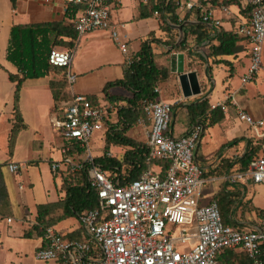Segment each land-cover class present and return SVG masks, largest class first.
Returning a JSON list of instances; mask_svg holds the SVG:
<instances>
[{
	"label": "built area",
	"instance_id": "2783aa9c",
	"mask_svg": "<svg viewBox=\"0 0 264 264\" xmlns=\"http://www.w3.org/2000/svg\"><path fill=\"white\" fill-rule=\"evenodd\" d=\"M166 1L173 2L180 10L195 9L201 22L215 27L222 24L223 18L234 19L233 31L244 39L248 55L240 85L255 80L262 69L264 0H242L248 8L247 18L224 3L214 7L198 0ZM119 2L65 0L66 5H83L73 20L78 36L94 30L107 31L128 65L132 60L124 22L111 16L112 8ZM72 57V50L64 48L54 47L48 54L50 64L65 68L69 94L68 101L58 104L50 115L51 126L61 142L60 157L52 159L49 165L58 180L61 175L84 171L89 187L96 192L97 205L77 215L80 238H67L52 226H42V244L34 251L35 259L53 260L57 264H221L219 255L229 248L243 251L250 258L248 264H263L264 221L262 226L232 227L223 224L216 201L199 203L202 187L209 177L204 175L205 169L197 162L193 149L204 126L195 122L181 135H172L171 102L146 99L142 103L143 116L137 119V124L145 130L146 160L169 161L163 173L154 165L137 178L121 182L95 163L98 155L111 157L120 153L104 150L105 142H97L94 136L100 131L105 136L107 119L114 122L115 116L109 117L111 105L103 99L94 103L86 94L74 91ZM217 107L225 113L232 112L251 127L254 140H264V115L254 118L240 108L234 92L210 104L211 109ZM94 149L98 151L94 153ZM6 166L12 173L20 168L14 161ZM211 176L230 184L248 181L264 185V142L245 170ZM6 221L10 222L11 217H6ZM178 245L189 248L180 250Z\"/></svg>",
	"mask_w": 264,
	"mask_h": 264
},
{
	"label": "trees",
	"instance_id": "16d2710c",
	"mask_svg": "<svg viewBox=\"0 0 264 264\" xmlns=\"http://www.w3.org/2000/svg\"><path fill=\"white\" fill-rule=\"evenodd\" d=\"M11 6H15V0H10ZM211 6L224 3L232 7L238 15L248 16V8L240 0H198ZM149 14L157 11L161 16V29L166 32L165 37H154L153 32L140 42L136 52H130L131 63L126 65L123 76L107 81L102 89L101 96L98 94H87L92 102L103 99L111 105L108 108L110 115L115 116V121L107 119L105 130L104 149L109 145H120L124 148L119 156H107L105 154L95 157V163L108 171L111 176H116L121 182L137 178L145 169L157 166L161 173L169 165L168 160L156 159L147 161L148 146L137 141L126 134V131L137 123V119L143 116L142 103L146 99H155L159 96V84L167 81L170 71L166 63H157L159 55L154 52V44L160 43L164 46V57L168 59L170 51H187L191 54L189 44H198L208 35V30L203 22L193 24L184 22L187 13L197 12L195 9L186 10L184 17L179 18L176 4L166 0H148ZM83 9V5L68 3L61 20L42 21L34 23L13 24L9 29L5 58L15 68V73L8 72V79L15 82L14 101L17 100L18 90L22 82L27 78H36L48 75L50 72H60V79H49L48 85L53 99V107L67 102L69 94L65 71L61 67L54 66L48 61V54L55 46H63L71 50L77 39L78 33L73 25L77 13ZM199 20V16H197ZM230 27L222 25L215 35L216 44L212 45L210 55H230L239 50L238 41L244 40L233 31L235 20H226ZM180 26V30L176 27ZM191 41V42H190ZM190 50V51H188ZM162 52V51H161ZM209 71V69H207ZM157 87L158 91H154ZM112 88L121 89V92H112ZM196 90V88L194 87ZM206 94V92L204 93ZM178 104V103H177ZM172 105V110H185L189 119L186 129L195 122H201L205 128L213 126L224 120V112L220 107L210 108L209 98L205 95L200 100H193L186 104L179 103L183 107ZM15 108V106H14ZM15 126L12 127L10 135H14L25 124L18 110H14ZM175 117V115H174ZM17 119V120H16ZM172 135H176L170 129ZM180 133L179 135H181ZM177 136V135H176ZM241 138H235L238 142ZM264 140L248 138L245 149L236 157H222L212 165L211 170L205 169L204 175L221 176L226 172L243 171L249 162L258 154ZM243 185V184H242ZM59 188L64 197L56 202L37 205V219L43 226H49L67 216H76L85 209L97 205L95 190L89 187L84 171H77L61 175ZM241 191L232 184L222 181L218 191L212 196L216 201L223 224L236 228L244 226L261 225L264 221V210L255 207L251 202L243 201ZM239 209L240 213L236 215ZM55 210H59L54 214ZM247 219H242L243 215ZM242 215V216H241ZM75 237H79L78 233ZM261 258L264 264V244L261 246ZM221 264H248L250 258L238 249L226 248L219 255Z\"/></svg>",
	"mask_w": 264,
	"mask_h": 264
},
{
	"label": "rangeland",
	"instance_id": "374dc122",
	"mask_svg": "<svg viewBox=\"0 0 264 264\" xmlns=\"http://www.w3.org/2000/svg\"><path fill=\"white\" fill-rule=\"evenodd\" d=\"M10 6V0H0L1 20H4L5 17H3V15L9 12ZM183 10L184 9H177L179 18L184 17ZM153 21V18L149 19L147 20V24H153ZM96 33L98 32L93 31L80 36L78 42L74 46L73 51L75 58L73 61V69L77 70L78 73H75L73 70L71 71L75 73L76 77V81L73 83L75 92L85 94L98 93L107 81L121 77L123 69L125 68V55H123L116 46L111 44L109 34L107 32ZM8 34L9 31L4 29L0 22V97L2 99L4 96L5 99V107L0 105V109L2 107V110H4V115L2 116L3 120H0L1 176L12 178L13 175H16L15 173L12 174L8 172L6 169V161L8 159H24L30 156V158H41L37 159V162L41 165L42 181L45 183L51 180L52 183L53 180L49 174L47 165L49 150L46 147H42L40 152V149L32 146L34 139L44 138V143L49 144L50 142V146L54 145V143H57L59 140L58 138L54 139V137H52L51 123L49 122L48 111L51 112L49 106L52 103V99L47 84L48 79L46 75L36 78H27L26 81H24L25 84L22 83L20 85L16 101H14L15 86H13L12 93H10V90L8 91L9 93L5 91V89H8L11 85L7 78H5L6 73L8 74L10 71H15V67L5 58ZM137 42V38L130 41L131 45H136ZM130 43H128L129 50ZM55 47L59 49L65 48L63 46ZM164 50L165 48L161 50L162 52H159L162 54L159 55L157 63L159 65L160 63H166L170 74L166 82L158 85L160 94L157 98L171 102L174 105L178 103V107H183V105H179V103L197 100L198 96L195 95L196 93L193 90L194 86H192V78L189 76H186L185 79L190 92L188 95H185V97L182 95L179 75L181 73H186L187 75L190 72H194L197 88H203L205 84H203L201 80H198L196 72L193 71L194 65H196L193 61H189L185 68L178 71L176 66L177 58L174 54L176 50L169 52L168 59L164 57L165 53H167L164 52ZM184 52L186 55H189L187 51ZM112 57L114 58L112 60L118 59L119 62L107 63V58L111 59ZM61 70L65 71V68L61 67ZM228 73L229 71H226V74ZM242 73L243 71L236 69L233 75L229 73V78H225L222 83L218 81V78L214 77L216 84L210 94V100L215 103V101L223 98L226 93L234 92V99L240 108L248 111L254 118L261 117L264 115V100L262 99L264 95V44L262 49V69L259 71L255 80L251 81L244 90L238 87L240 75ZM48 78L60 79L61 73L52 71L48 74ZM113 90L118 91L121 89L113 88ZM98 95L101 96V93ZM21 96L22 99L20 104ZM20 105H22L24 112L25 110L31 112L32 122L30 121L31 124H29V126L19 129L12 136L9 133L12 127L15 126L16 121L13 119L14 114H11V106L13 111L18 110V113L21 115ZM174 114L175 117H172L170 129L173 130V133L178 134L185 130L189 119L185 110L178 109L174 111ZM11 116H13L12 119L10 118ZM103 133V131L95 132L94 136L97 142H105ZM126 134L137 141L143 142L146 140L145 130L137 123L132 125L126 131ZM253 137V130L251 127L236 118L232 112H224V120L205 128L204 132L201 134L193 149L196 160L204 169L210 171L212 165H214L217 160L222 159V157L233 158L242 153L245 149L247 139ZM235 138L241 139L238 142H233ZM46 140L48 141L46 142ZM52 149L54 150L55 147L53 148L52 146ZM108 150L114 152V154L116 151H120L119 156L123 151L120 145L112 144L109 145ZM37 151L39 152L38 154L36 153ZM97 151V149H94L93 152L96 153ZM208 177L209 180H207L202 187L200 204H205L210 201L213 194L218 191L219 185L222 182L219 178H211L212 176L210 174ZM36 184L39 185V183L35 181V185ZM232 187L240 189L242 202H251L253 206L264 210V185L253 184L247 181L244 182L243 185L234 183ZM235 213L238 215V213H240L239 209H237ZM245 216L248 218V215L244 214L242 219H247ZM69 221L75 222V218H69ZM10 232L11 230H9V233ZM33 239H35L34 236L30 235L8 237L6 231L2 233L0 235V242L2 241V248L0 246V264H55L53 260L41 261L35 259ZM177 248L184 250L188 249L189 245H178Z\"/></svg>",
	"mask_w": 264,
	"mask_h": 264
},
{
	"label": "crops",
	"instance_id": "0c3cea01",
	"mask_svg": "<svg viewBox=\"0 0 264 264\" xmlns=\"http://www.w3.org/2000/svg\"><path fill=\"white\" fill-rule=\"evenodd\" d=\"M108 1L111 2L112 4H115L118 1H120L118 4H116L117 6L115 5L112 8L111 16L113 20H119L124 22V27L129 37V43L133 39L136 38L138 39L136 45H131L130 43V52H136L139 48L140 42L146 37H148L149 33L151 32H153L154 37H165L166 32L163 31L160 27L161 16L159 14L158 15L149 14V5H147L146 2H143L141 0H108ZM65 6H66L65 0H15V6L14 7L10 6L9 12L6 13V15H3V17L5 18L4 20L0 19V22L1 25L4 27V29L9 31L10 27L13 24L61 20L64 15ZM183 11L185 15L186 10ZM197 16L195 11L187 13L184 18V22L188 24H193L195 22H198L200 21V19L198 20ZM152 18L154 20L153 24L150 23L147 24L148 23L147 20ZM222 20L223 22L221 25L223 27L229 28L230 24L226 21V19L223 18ZM204 25H206L207 27L208 35L203 41L199 42L196 45L191 43L189 44L190 46L189 49L192 50L191 54L186 55L184 51H178V52L176 51V53L174 54L176 55L177 58L176 66L178 71H181L182 68H185V66H187L189 61H193L196 64L194 65L193 71L196 72L198 80L199 81L201 80V82H203V84L205 85L203 88L200 87V89H198L195 84L196 90L193 87L194 92L196 93L195 95L198 96V100H200L206 95L209 98L211 104L213 102L210 100V94L216 84V80L214 79V77L218 78V81H221L222 83V81L225 78H229L228 77L229 73L233 75L234 70L240 69L241 71L244 72L248 63V55H247V45L244 40L238 41L239 50L233 54L217 55V56L210 55L212 45L217 43V41L215 40V35L219 27H215L210 23H204ZM94 31L98 32L96 34H99L100 32H107L105 30H94ZM78 39L75 42V44L78 42ZM110 40H111V44L115 46L111 38ZM153 46H154V52L156 53H159L162 49H164V46H162L160 43L157 44L155 43ZM71 50L73 52V57H72L70 69L73 70L75 73H78L77 70L73 69V61L75 58V54L73 51L74 47ZM112 59L114 58L113 57L111 59L107 58L106 62L107 63L119 62L118 59L117 60H112ZM207 69H209V71ZM226 71L227 72L229 71V73L226 74ZM15 72H16V68L15 71H10L9 73H15ZM46 76L48 79L47 80V84H48L49 78L48 75ZM122 76H123V72L121 77ZM5 78H7V80L11 83V85L8 87V89H5V91L9 93L8 91L10 90L11 91L10 93H12L13 86H15V83L11 82L8 79L7 73ZM24 81H26V79ZM24 81L22 83L25 84ZM250 82L245 83L243 85H240L239 83L238 87H241L244 90V88L248 84H250ZM101 89L98 93H87V94H100ZM111 91L121 92V90L115 91L113 90V88L111 89ZM189 92L190 91L187 89L188 94ZM205 92L206 94H204ZM0 93H1V86H0ZM182 95L185 97L183 93ZM21 99L22 96L20 97V104H21ZM51 99H52V95H51ZM4 101H5L4 96L2 97V99L0 97V105L2 107L3 106L5 107ZM186 103L188 102H184L183 104ZM263 106H264V102H263ZM2 107L0 109L1 121L3 120L2 116L4 115V110H2ZM52 107H53V99L51 105L49 106V110H51V112L53 110ZM20 110H21L20 116L22 118L23 123L25 124L24 126L25 128L29 126V124H31L32 114L30 111L25 110L24 112L22 105H20ZM174 111L175 110L173 109V116L175 115ZM48 112H49V122H50L51 112L50 111ZM13 113L14 112L11 106V114L13 115ZM13 116H11L10 118L12 119ZM51 130L53 135L51 136L54 137V139L55 138L59 139L57 143L55 142L54 145H52L53 148L55 147L54 150L52 149V146H50V142L49 144L44 143V138L34 139L32 146L40 149V152L42 147H46L49 150L47 165H48L49 174L51 175V178L53 180L52 183L51 180L45 183L42 181V173L40 169L41 165L38 164L37 162V159H41V158H30V156H27L24 159H17V158L8 159L6 161V164L11 161L18 162L20 164L19 170L14 172L16 175H13L12 178H8L5 176L4 177L1 176V172H0V219H1L0 235L6 231V235L8 237L11 236L20 237V235L34 236L35 239H33V252L39 245L42 244L41 227L43 226V224H41L37 219V205L53 203L64 197L63 191H61L58 186L59 180L53 176L49 165L52 159L60 157V152H58V149H59V144L61 142V138L59 137L58 133L52 126H51ZM180 133L176 135H179ZM47 141L48 140H46V142ZM36 153L38 154L39 152L37 151ZM8 172L10 171L8 170ZM35 181L38 182L39 185L37 184L35 185ZM58 211L59 210H55L54 214L58 213ZM6 217H11V221L7 222ZM69 218H75V222L69 221ZM49 226H52L59 233H61L63 236L67 238H77L75 237V235L78 233V235L80 236L81 234L76 216L64 217L58 220L56 223L50 224ZM9 230H11L10 233ZM0 246L2 248V243Z\"/></svg>",
	"mask_w": 264,
	"mask_h": 264
},
{
	"label": "water",
	"instance_id": "95a60500",
	"mask_svg": "<svg viewBox=\"0 0 264 264\" xmlns=\"http://www.w3.org/2000/svg\"><path fill=\"white\" fill-rule=\"evenodd\" d=\"M176 27L180 30V26L179 25H177ZM186 76H189V77L192 78V85H194V87H195V84H196L195 83L196 80H195V74H194V72H190L187 75H186V73H181L179 75V83H180V87H181L182 93L184 95H188V93H187L188 86H187L186 79H185Z\"/></svg>",
	"mask_w": 264,
	"mask_h": 264
}]
</instances>
